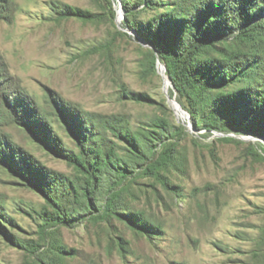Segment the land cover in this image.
<instances>
[{
    "label": "rangeland",
    "instance_id": "374dc122",
    "mask_svg": "<svg viewBox=\"0 0 264 264\" xmlns=\"http://www.w3.org/2000/svg\"><path fill=\"white\" fill-rule=\"evenodd\" d=\"M112 1L114 19L96 0H0V113L7 99L28 97L75 152L68 126L53 116L52 98L85 113L124 116L136 133L158 131L162 122L171 135L154 153L169 154L170 162L154 176L136 169L123 184L118 216L101 215L108 195L101 189L98 211H85L72 226L45 228L52 212L45 197L0 161V212L12 220L0 224L16 242L0 231V264H264V140L239 126L189 130L186 104L168 80L165 88L164 65L149 63L150 45L125 28V12ZM134 1L129 19L145 23L177 0H155L154 9ZM52 3L95 18L60 20ZM129 92L143 98L132 100ZM2 135L40 169L81 185L83 176L4 114ZM113 140L125 157L126 145ZM64 206L80 207L72 197ZM120 212L141 214L150 226L140 229Z\"/></svg>",
    "mask_w": 264,
    "mask_h": 264
},
{
    "label": "trees",
    "instance_id": "16d2710c",
    "mask_svg": "<svg viewBox=\"0 0 264 264\" xmlns=\"http://www.w3.org/2000/svg\"><path fill=\"white\" fill-rule=\"evenodd\" d=\"M96 1L104 3L111 19L115 18L112 0ZM130 1L118 0L125 12L124 26L150 45L147 58L153 67L158 62L164 65L180 102L187 106L192 127L225 132L228 126H239L264 140V0H177L171 9L145 23L129 19ZM136 4L145 9L158 6L155 0H135ZM52 10L60 20L92 22L95 18L59 3H52ZM126 96L132 100L142 97L131 92ZM52 101L53 116L68 126L76 152L63 147L47 117L28 97L7 99L0 113L30 131L45 149L83 176L77 185L61 174L42 170L22 148L1 136L0 161L39 191L52 210L43 218L42 227L56 223L72 226L85 211H98L95 194L101 189H107L108 194L101 215L118 216L123 184L136 169L154 176L170 162L169 154L157 158L154 153L165 135H171L164 123L154 125L158 131L136 133L124 116L85 113L59 97ZM113 139L126 145L125 157L119 156ZM70 197L79 208L64 206ZM124 217L140 229L150 226L141 214L127 213ZM5 219L12 222L0 212V221ZM0 231L16 243L1 224Z\"/></svg>",
    "mask_w": 264,
    "mask_h": 264
},
{
    "label": "built area",
    "instance_id": "2783aa9c",
    "mask_svg": "<svg viewBox=\"0 0 264 264\" xmlns=\"http://www.w3.org/2000/svg\"><path fill=\"white\" fill-rule=\"evenodd\" d=\"M185 118H186V125H187V128L189 129V130H192L193 129V127H192V125H191V122H190V119H189V116H185Z\"/></svg>",
    "mask_w": 264,
    "mask_h": 264
},
{
    "label": "bare ground",
    "instance_id": "6f19581e",
    "mask_svg": "<svg viewBox=\"0 0 264 264\" xmlns=\"http://www.w3.org/2000/svg\"><path fill=\"white\" fill-rule=\"evenodd\" d=\"M161 68H162V65H161ZM162 71H163V68H162ZM163 77H164V80H165V88H167L168 87V82H169V80H168V78L164 75V73H163ZM167 80H168V82H167ZM169 84H170V82H169ZM181 110V109H180ZM182 112V111H181ZM183 113V112H182Z\"/></svg>",
    "mask_w": 264,
    "mask_h": 264
},
{
    "label": "water",
    "instance_id": "95a60500",
    "mask_svg": "<svg viewBox=\"0 0 264 264\" xmlns=\"http://www.w3.org/2000/svg\"><path fill=\"white\" fill-rule=\"evenodd\" d=\"M157 64H159V62L157 63ZM162 68H163V72H165V67L164 66H162ZM170 82V81H169ZM172 86V85H171Z\"/></svg>",
    "mask_w": 264,
    "mask_h": 264
}]
</instances>
